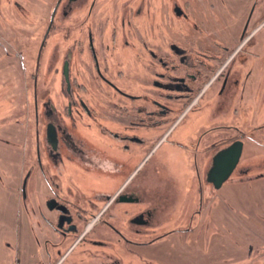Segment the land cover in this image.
Masks as SVG:
<instances>
[{"label": "flooded vegetation", "instance_id": "1", "mask_svg": "<svg viewBox=\"0 0 264 264\" xmlns=\"http://www.w3.org/2000/svg\"><path fill=\"white\" fill-rule=\"evenodd\" d=\"M51 15L59 32L79 21L35 86L32 136L0 123V174L12 166L25 213L22 245L3 237L0 264H187L159 262L151 245L193 238L207 199L264 177L250 176L257 156L242 162L248 143L264 159V124L250 119L264 111V0H54Z\"/></svg>", "mask_w": 264, "mask_h": 264}, {"label": "rangeland", "instance_id": "2", "mask_svg": "<svg viewBox=\"0 0 264 264\" xmlns=\"http://www.w3.org/2000/svg\"><path fill=\"white\" fill-rule=\"evenodd\" d=\"M53 4L54 0H0V117L4 116L0 123L6 127L8 122L12 127L17 120L22 121L26 125L27 136H32L29 118H33L30 109L35 86L37 82L39 85L41 81L48 84L53 79V72H49L51 49L57 42H65L68 36L66 31L79 21L74 18L66 22V31L59 32L58 18L54 23L52 20ZM176 21L172 16V25ZM80 22H84V18ZM263 38L264 31L258 36L260 40ZM262 48H252L251 52L261 54ZM258 108L251 109L252 126L264 124V111ZM194 117L190 116L176 134H182L183 127L190 124ZM6 132L1 135L10 140L11 132ZM256 139L264 142L263 133L257 134ZM6 146L0 144V149L5 150ZM24 147L25 144H20L18 149L24 150ZM256 148L253 143H248L242 162L257 156L258 159L251 161V165H262L264 159L259 158L261 152ZM11 167H6L8 174L3 171L0 174L4 177V185L0 184V248L3 246V237H9L12 247L18 249L22 245L25 213L19 204L15 188L17 181L12 178ZM263 173L264 169L255 168L251 170L250 176ZM239 177L234 173L232 180ZM218 193L216 205L212 206L209 199L205 202V218L196 236L179 242L178 236L172 235L151 245V252L156 254L155 258L159 262L176 263L184 260L187 264H250L252 260L244 255L252 246L256 249L259 246L263 254L260 264H264V177L243 183H227ZM212 208L211 214L209 210ZM207 212L214 216L212 224L206 220ZM177 227V223H172L169 229ZM191 239L193 244L188 245ZM16 259L22 263L21 255H15Z\"/></svg>", "mask_w": 264, "mask_h": 264}, {"label": "water", "instance_id": "3", "mask_svg": "<svg viewBox=\"0 0 264 264\" xmlns=\"http://www.w3.org/2000/svg\"><path fill=\"white\" fill-rule=\"evenodd\" d=\"M241 157V151L236 150L233 157V164L225 173L219 175L216 177V179L213 181L215 183L216 188H221L224 182L227 181V179L232 175L233 171L235 170L236 166L238 165Z\"/></svg>", "mask_w": 264, "mask_h": 264}]
</instances>
